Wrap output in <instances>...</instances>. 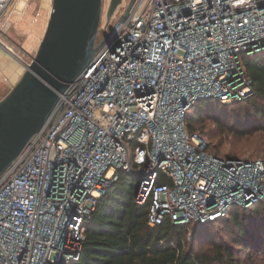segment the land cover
<instances>
[{"label": "built area", "instance_id": "obj_1", "mask_svg": "<svg viewBox=\"0 0 264 264\" xmlns=\"http://www.w3.org/2000/svg\"><path fill=\"white\" fill-rule=\"evenodd\" d=\"M130 1L101 20L91 64L0 177V264L77 260L118 170L140 179L153 227L213 222L264 199L263 161L209 153L186 120L199 99L252 95L244 57L264 51V0ZM12 2L0 0L4 47Z\"/></svg>", "mask_w": 264, "mask_h": 264}, {"label": "trees", "instance_id": "obj_2", "mask_svg": "<svg viewBox=\"0 0 264 264\" xmlns=\"http://www.w3.org/2000/svg\"><path fill=\"white\" fill-rule=\"evenodd\" d=\"M244 65L252 78L253 93L246 99L232 102L246 104L249 116V122L243 127H237V130L228 127L238 137L264 129V51L245 56ZM229 105L231 103H222L215 98L199 99L187 115L188 131L196 132L197 122L205 117L221 126L222 121L216 111ZM209 146L207 143L206 151L218 157L261 159L264 163L262 157L211 152ZM161 180L168 182L166 178ZM139 187L140 179L136 175L117 171V178L99 199L87 223L79 258L70 264H240L239 254L250 258L264 251V225L257 221L264 216V199L249 207L235 204L225 217L213 222L175 224L170 218H165L153 227L148 222L151 198L140 202ZM251 222L254 225L249 232ZM215 225L224 226L226 232L229 227L237 231L235 234L228 232L232 235L231 240L217 242L216 233L209 231ZM201 243H210L211 246L199 247Z\"/></svg>", "mask_w": 264, "mask_h": 264}, {"label": "water", "instance_id": "obj_3", "mask_svg": "<svg viewBox=\"0 0 264 264\" xmlns=\"http://www.w3.org/2000/svg\"><path fill=\"white\" fill-rule=\"evenodd\" d=\"M135 0H131L128 10ZM122 0H110V19ZM104 0H52L48 23L36 55L0 99V177L56 111L65 92L91 64Z\"/></svg>", "mask_w": 264, "mask_h": 264}, {"label": "rangeland", "instance_id": "obj_4", "mask_svg": "<svg viewBox=\"0 0 264 264\" xmlns=\"http://www.w3.org/2000/svg\"><path fill=\"white\" fill-rule=\"evenodd\" d=\"M48 0H13L12 4L6 9L3 16L1 17V21L4 20L15 8H19L17 10V13H12L11 19L13 20V25L9 29L8 33L2 37L3 41H8L6 44L11 47L12 50L15 52V45L12 43L13 41H23V38L19 37L26 33L25 29H19L21 26H25L28 24L29 19L27 14V9L29 8L28 5L31 3L36 4L37 8H40V15L38 17V20L40 24L43 26H47L49 15H50V9L48 11L46 7ZM50 3V0H49ZM110 4V0H104V8H103V14H102V21L104 24L107 22V12L108 7ZM24 7V8H23ZM25 12V15L23 19L21 18V15L18 13ZM26 16V17H25ZM45 32V31H44ZM106 34V29L99 30L97 41H100L104 38ZM24 45L27 48V52H18V55L23 57L22 59L24 62H30L32 58L36 55L37 49L39 47V43H36V45L30 46L31 41H33L32 34H25ZM43 38V36H42ZM32 45V44H31ZM33 47V48H32ZM17 49V48H16ZM21 53V54H20ZM23 55V56H22ZM246 104L238 103L223 107L221 109H218L216 113L220 115L222 125L218 126L215 121H213L211 118L205 117L204 119L197 122V130L196 132L199 133L200 137L204 142L207 144L210 143L209 151L214 152L218 151L219 153L227 154V153H234L241 157H262L264 159V129L253 131L250 134L244 136V137H238L235 134L232 133V131H229L228 127L232 128L233 130H237V127H243L245 124L249 122V116L247 115L246 111ZM228 125L225 127V125ZM251 124V123H250ZM258 224L264 225V216H261L258 220ZM252 224L249 225V232L253 229L254 222H251ZM248 224L250 222L248 221ZM222 228V229H221ZM226 229L222 225H215L212 226L209 231L211 234L216 233L217 235V242H224L227 240H231L232 235L235 234L237 231L235 228L230 229L229 231L231 234H228L229 231L226 232ZM201 246H211L210 243H201L199 247ZM240 257V264H264V251L255 253L250 258L239 254Z\"/></svg>", "mask_w": 264, "mask_h": 264}, {"label": "crops", "instance_id": "obj_5", "mask_svg": "<svg viewBox=\"0 0 264 264\" xmlns=\"http://www.w3.org/2000/svg\"><path fill=\"white\" fill-rule=\"evenodd\" d=\"M28 7L29 8L26 11L27 12L26 16H28L29 22L25 26H21V28L19 29H22V30L25 29L26 31L25 34L27 33L32 34L33 41L30 40L32 44V45L30 44V46L34 47V45H36V43H39V41L42 39V36L44 35V31H45V26L38 23L39 20H37L36 22L33 21V17H34L33 9L36 8L40 12V8L38 9L36 4L34 3L29 4ZM45 8H47L49 11V9L51 8V0H50V3H49V0L47 1V5ZM22 13L25 15V12H22ZM25 34H23L22 36H19L23 38V41L21 42L16 41V39L15 41H13L12 39H9L15 45L14 46L15 52L13 50L12 52L7 50L2 44H0V99L4 97L10 91V89L16 84V82L21 78V76L23 75L25 71V62L22 60L24 58L18 55V52H21V51L27 52L26 50L27 48L24 45L25 43L24 39H26ZM5 42L7 43L8 41H5ZM11 47L13 46H8V48H11Z\"/></svg>", "mask_w": 264, "mask_h": 264}, {"label": "bare ground", "instance_id": "obj_6", "mask_svg": "<svg viewBox=\"0 0 264 264\" xmlns=\"http://www.w3.org/2000/svg\"><path fill=\"white\" fill-rule=\"evenodd\" d=\"M7 50L11 51L12 52V49L11 48H8V47H5Z\"/></svg>", "mask_w": 264, "mask_h": 264}]
</instances>
